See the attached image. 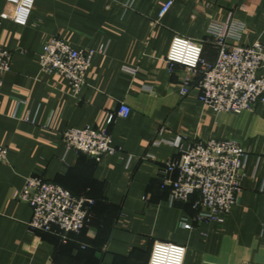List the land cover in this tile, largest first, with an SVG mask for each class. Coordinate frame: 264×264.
<instances>
[{"label": "crops", "instance_id": "crops-1", "mask_svg": "<svg viewBox=\"0 0 264 264\" xmlns=\"http://www.w3.org/2000/svg\"><path fill=\"white\" fill-rule=\"evenodd\" d=\"M161 2L35 0L23 23L1 21L0 45L12 57L0 87V146L8 150L0 162V264H148L155 241L184 245L182 264H264V103L216 113L200 102L196 75L165 61L174 34L203 40L202 57L213 61L208 30L227 21L240 44L264 48V0H175L159 18ZM54 36L95 51L76 94L58 72L40 70L38 54ZM120 103L130 107L124 118L115 116ZM111 114L115 153L96 161L66 149L64 129L103 128ZM177 138L184 146L232 139L245 150L240 190L222 221L196 220L197 194L169 201L159 188ZM32 174L94 200L78 234L29 228L32 210L17 196Z\"/></svg>", "mask_w": 264, "mask_h": 264}, {"label": "built area", "instance_id": "built-area-1", "mask_svg": "<svg viewBox=\"0 0 264 264\" xmlns=\"http://www.w3.org/2000/svg\"><path fill=\"white\" fill-rule=\"evenodd\" d=\"M35 0H5L0 12L1 21L8 19L23 23L31 12ZM175 0H162L158 16L163 17ZM208 37L217 48L213 61L202 57L201 39H191L174 34L165 61L170 71L174 65L184 67L196 75L200 102L216 113L238 114L252 111L259 103H264V76L258 70L264 66V48L260 42L250 45L240 44L239 35L232 29L230 21L210 26ZM94 50L74 47L64 39L51 37L38 54L40 70L55 71L69 84L76 94L85 84V75L91 65ZM11 51L0 45V87L10 70ZM188 92L182 87L181 93ZM130 107L120 103L115 114L124 118ZM113 115H109L106 126L68 127L62 131L66 149L82 152L96 161L104 154H113L107 126ZM172 144L177 156L167 158L162 163L159 188L168 189L169 201H187L197 194L193 202L198 221H222L223 216L233 207L240 190L246 152L232 139L190 141L183 145L181 138ZM7 148L0 146V162L7 157ZM17 198L27 203L32 216L28 222L31 230L53 233L67 238L78 234L90 220L94 200L83 195H75L70 190L32 174L25 177L24 185ZM184 227L191 224L184 217ZM185 246L175 242L155 241L151 248L148 264H182Z\"/></svg>", "mask_w": 264, "mask_h": 264}, {"label": "trees", "instance_id": "trees-1", "mask_svg": "<svg viewBox=\"0 0 264 264\" xmlns=\"http://www.w3.org/2000/svg\"><path fill=\"white\" fill-rule=\"evenodd\" d=\"M92 208V207H91Z\"/></svg>", "mask_w": 264, "mask_h": 264}]
</instances>
